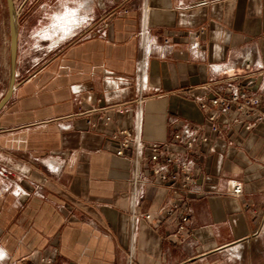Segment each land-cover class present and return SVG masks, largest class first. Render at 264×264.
<instances>
[{
  "label": "crops",
  "instance_id": "0c3cea01",
  "mask_svg": "<svg viewBox=\"0 0 264 264\" xmlns=\"http://www.w3.org/2000/svg\"><path fill=\"white\" fill-rule=\"evenodd\" d=\"M109 2L103 15L100 0H81L56 16L74 12L75 25L90 17L89 35L39 72L17 73L0 112V169L8 171L0 177V264H244L252 244L254 264H264V0ZM231 79L257 92L260 105L247 114L203 110L208 89L227 96ZM141 92L143 150L167 144L185 157L173 134L198 127L189 155L197 161L194 233L184 240L171 237L178 221L163 213L180 197L149 180L134 150L117 156L111 138L134 129Z\"/></svg>",
  "mask_w": 264,
  "mask_h": 264
},
{
  "label": "built area",
  "instance_id": "2783aa9c",
  "mask_svg": "<svg viewBox=\"0 0 264 264\" xmlns=\"http://www.w3.org/2000/svg\"><path fill=\"white\" fill-rule=\"evenodd\" d=\"M236 79H231L228 86L227 96L217 89L209 88L211 93L210 97L203 98L200 101V106L204 110L208 106H212L216 109H221L223 112H242L250 113L254 111L261 103L258 93L252 90H244L240 84L235 85ZM264 88V87H263ZM143 93L141 92L137 104L139 106V113L137 123L134 129H117L112 132V140L118 141L120 146L116 151V155L119 157L125 156L127 150H134L136 164H139L141 160L148 162V165L143 170V173L148 175L150 181L160 180L163 183H167L171 186L174 195L180 197L176 202L171 203L163 209V213L168 217H175L178 221L177 230L172 234V238L175 240H184L189 238L194 230L191 227L192 212L190 208V193L196 186L195 169L197 161L191 158L194 152L195 146L199 141L197 137V126H186L183 129L173 134L175 144L182 145L187 152V156L178 157L171 153V150L167 144H152L145 150L142 147V116L141 106L144 103ZM208 120L212 125V129L215 132H219L221 125L217 123V117L215 114L210 113ZM104 124L111 121L109 115L104 117ZM88 124L93 129L98 128L99 122L88 121ZM201 141L207 143L206 137H202ZM0 177L8 178V171L5 168L0 169ZM139 181L138 176L135 177V183ZM243 189L240 185H234L232 193L234 195H241ZM21 191L18 190L16 195H20ZM143 218L151 220L152 214H143ZM5 255L0 259H5ZM39 263L53 264L54 261L51 258H40ZM29 264H34L33 262Z\"/></svg>",
  "mask_w": 264,
  "mask_h": 264
},
{
  "label": "rangeland",
  "instance_id": "374dc122",
  "mask_svg": "<svg viewBox=\"0 0 264 264\" xmlns=\"http://www.w3.org/2000/svg\"><path fill=\"white\" fill-rule=\"evenodd\" d=\"M13 1L19 31L17 73L22 78L39 72L49 60H55L65 46L89 35L85 32V27L92 23L91 18L82 16L79 24H74L75 27L70 35H65L61 31L55 32L59 19L56 16L65 15L69 9L77 10L81 0ZM99 4L102 15L103 11L111 5L109 0H100ZM98 20L99 25H104L107 19L100 15ZM0 75L2 77L1 101L8 91L11 75V35L7 0H0ZM247 249L244 264L256 263L259 259L257 245L252 244ZM234 255H240V252Z\"/></svg>",
  "mask_w": 264,
  "mask_h": 264
},
{
  "label": "water",
  "instance_id": "95a60500",
  "mask_svg": "<svg viewBox=\"0 0 264 264\" xmlns=\"http://www.w3.org/2000/svg\"><path fill=\"white\" fill-rule=\"evenodd\" d=\"M9 23H10V35H11V75L9 88L6 95L0 101V112L11 100L17 81V63H18V45H19V31H18V17L16 14V8L13 0H7Z\"/></svg>",
  "mask_w": 264,
  "mask_h": 264
},
{
  "label": "bare ground",
  "instance_id": "6f19581e",
  "mask_svg": "<svg viewBox=\"0 0 264 264\" xmlns=\"http://www.w3.org/2000/svg\"><path fill=\"white\" fill-rule=\"evenodd\" d=\"M77 21H78V19H77L76 14L74 12H70L65 17L58 19V26L55 29V32H60V31L66 32L68 29L72 28ZM48 35H49V33H48Z\"/></svg>",
  "mask_w": 264,
  "mask_h": 264
}]
</instances>
